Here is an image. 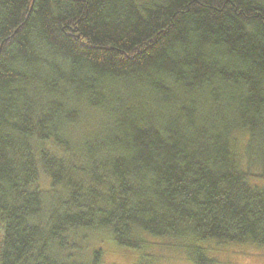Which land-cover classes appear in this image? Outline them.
<instances>
[{
    "label": "trees",
    "instance_id": "1",
    "mask_svg": "<svg viewBox=\"0 0 264 264\" xmlns=\"http://www.w3.org/2000/svg\"><path fill=\"white\" fill-rule=\"evenodd\" d=\"M104 233L264 249V0H0V264Z\"/></svg>",
    "mask_w": 264,
    "mask_h": 264
},
{
    "label": "rangeland",
    "instance_id": "2",
    "mask_svg": "<svg viewBox=\"0 0 264 264\" xmlns=\"http://www.w3.org/2000/svg\"><path fill=\"white\" fill-rule=\"evenodd\" d=\"M39 184L43 190L48 188V181L43 177ZM148 241L166 243L159 238H150ZM84 246L83 250L87 255L94 250L101 251V264H136L140 255L136 250L118 246L108 233H104V236L97 234L90 237ZM213 249L212 256L218 264H264V249L230 245ZM151 253L158 259V264H191L184 257L166 250L162 251L157 248Z\"/></svg>",
    "mask_w": 264,
    "mask_h": 264
}]
</instances>
